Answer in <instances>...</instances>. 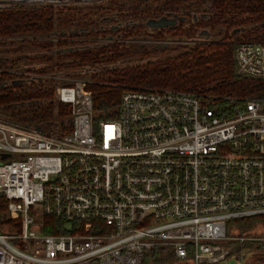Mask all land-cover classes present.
Instances as JSON below:
<instances>
[{"label":"built area","instance_id":"built-area-1","mask_svg":"<svg viewBox=\"0 0 264 264\" xmlns=\"http://www.w3.org/2000/svg\"><path fill=\"white\" fill-rule=\"evenodd\" d=\"M44 1L0 0V9ZM234 56L236 71L264 86V41H241ZM66 81L54 95L69 131L0 117V264H141L159 245L216 264L228 222L264 215V97L220 108L138 87L122 93L117 117L98 119L89 80ZM50 216L68 232L45 233Z\"/></svg>","mask_w":264,"mask_h":264},{"label":"trees","instance_id":"trees-1","mask_svg":"<svg viewBox=\"0 0 264 264\" xmlns=\"http://www.w3.org/2000/svg\"><path fill=\"white\" fill-rule=\"evenodd\" d=\"M93 7L91 13L80 6L75 13L67 7L56 11L50 4L0 9V117L49 133L69 131L68 106L54 93L56 86L77 77L89 80L98 119L117 117L122 93L138 87L192 92L220 108L264 97L263 83L239 74L234 56L237 43L264 41V0H108ZM113 8L131 22L102 29V17ZM164 18L174 21L163 27L158 20ZM202 30L220 37L197 41ZM105 33L118 36L95 40ZM166 41L172 44H159ZM173 45L176 50L160 54ZM149 50L158 55L147 57ZM23 66L30 76L17 72ZM4 205L0 197V221ZM257 222H264V215L227 225L234 223L242 232ZM44 225L48 234L68 232L62 218L46 217ZM253 245L264 248V242L252 241L238 246ZM175 261L192 264L191 253L178 259L172 247L159 245L144 254L141 264Z\"/></svg>","mask_w":264,"mask_h":264},{"label":"rangeland","instance_id":"rangeland-1","mask_svg":"<svg viewBox=\"0 0 264 264\" xmlns=\"http://www.w3.org/2000/svg\"><path fill=\"white\" fill-rule=\"evenodd\" d=\"M106 1L108 0H45L41 4V6L50 4L53 8H55L56 11L63 8L62 12H66L64 8L67 7V8H70L69 10L73 13L77 11L76 7L80 6L83 8V12L89 11L91 13L95 10V8L93 7L94 4L104 3ZM26 5L27 4H25V6ZM119 13L120 12H118V10L115 8L107 10V13L102 17L103 19L102 29L112 28L116 30V28L121 26L122 24L131 22L132 19L130 17H125L123 15H120ZM199 15L202 17L206 16L204 13L199 14ZM194 18L196 17L194 16ZM164 19H167L169 21V18H164ZM205 34H206L205 32L201 33V36L197 39V41L216 40L220 37L219 35L213 34L211 32H208L206 36ZM117 36H115L114 34L110 35V34L105 33V37H103L102 34H100L95 40L97 41L114 40L116 39ZM140 41L148 42L149 40L141 38ZM159 44L169 45V42L159 43ZM176 49H177V46L173 45L169 48H166L163 52L160 51V54L161 53H171ZM156 55H158V51L156 50H149L147 53V57H154ZM27 67L28 66H23L20 68L21 71H17V72L22 73L21 75L23 77H28L32 73L29 71H26ZM87 71L89 72L90 70L87 69L84 72H81V74H87L88 73ZM227 230H228V235H229L228 241H225V246L228 249V255L226 257L227 261L221 264H264V259L261 262L260 261L256 262L255 260V258H258V259L264 258V248L261 250H255L254 249L255 245H253L250 249L249 248L241 249L239 248L238 245H240L242 242L237 240L239 238H246L245 240H250V242L252 241L254 243L264 242V240H252L253 238H256V239L264 238V222H257L249 230H245L242 232L239 230L236 224L232 223L231 225L228 226ZM244 242H247V241H244ZM254 254H257V255L254 256ZM248 257L249 259L253 258V260L252 261L248 260ZM174 264H185V263L175 261Z\"/></svg>","mask_w":264,"mask_h":264},{"label":"flooded vegetation","instance_id":"flooded-vegetation-1","mask_svg":"<svg viewBox=\"0 0 264 264\" xmlns=\"http://www.w3.org/2000/svg\"><path fill=\"white\" fill-rule=\"evenodd\" d=\"M159 21V23L160 24H163L164 23V25H161V26H163V27H166L167 26V24H171L174 20H171L170 18H169V21L167 20V19H161V20H158ZM148 25V27H149V29H152L153 27H155V26H158V25H151V24H147ZM159 27V26H158ZM203 32H205L206 34H205V36L208 34V32L206 31V30H202V33ZM166 42H169V44H172V41H166ZM166 42H161V43H166Z\"/></svg>","mask_w":264,"mask_h":264},{"label":"crops","instance_id":"crops-1","mask_svg":"<svg viewBox=\"0 0 264 264\" xmlns=\"http://www.w3.org/2000/svg\"><path fill=\"white\" fill-rule=\"evenodd\" d=\"M239 248H240V247H239ZM239 248H238V250H239ZM262 252H263V251H262ZM257 254H258V253H257ZM257 254H254V256H256ZM227 255H228V254H227ZM227 255H226V257H227ZM226 257H225L222 261H220V263H219V262H218V263L221 264V263H224L225 261H227V260H226V259H227ZM263 259H264V258H262V259L255 258L256 262H258V261L261 262V261H263ZM248 260H251V261H252L253 258H252V259H249V257H248ZM216 264H217V263H216Z\"/></svg>","mask_w":264,"mask_h":264}]
</instances>
